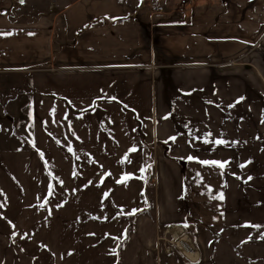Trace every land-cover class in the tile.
<instances>
[{
	"label": "crops",
	"instance_id": "1",
	"mask_svg": "<svg viewBox=\"0 0 264 264\" xmlns=\"http://www.w3.org/2000/svg\"><path fill=\"white\" fill-rule=\"evenodd\" d=\"M190 3L0 0L3 264H165L188 222L176 159L223 164L226 223L264 225V0Z\"/></svg>",
	"mask_w": 264,
	"mask_h": 264
},
{
	"label": "rangeland",
	"instance_id": "2",
	"mask_svg": "<svg viewBox=\"0 0 264 264\" xmlns=\"http://www.w3.org/2000/svg\"><path fill=\"white\" fill-rule=\"evenodd\" d=\"M74 0H24L21 5L24 15L34 13L53 14L61 13L63 8ZM126 8H132L136 13L149 14L150 8L146 0H118ZM173 4H177L173 2ZM173 5V6H174ZM191 5V3H190ZM20 6V7H21ZM189 6V11H190ZM189 13V12H188ZM176 14V15H173ZM172 15L170 18H179L181 15L174 11H166L163 16ZM176 20V19H175ZM19 90L17 87L11 90L8 96L2 95V101L15 97ZM24 104L20 102L13 107L17 118L25 122ZM24 123L19 120L14 124L15 128H21ZM161 149L157 143L154 147ZM155 159H146V167L149 171ZM185 171V192L187 202L188 222L184 227V237L195 245L201 253L199 262L188 260L179 250L176 242L181 235V227L171 228L172 234H168L163 244V260L165 264H264V225H231L227 224L223 216L224 203V167L220 163H202L198 159H176ZM148 178V176H147ZM223 196V199L219 197ZM151 211V207H147ZM136 216V215H135ZM134 215L128 218H135ZM176 229V230H175ZM169 230V231H171ZM181 241L178 242L180 246ZM181 247V246H180ZM4 242L0 241V264L4 263ZM182 250V247H181ZM183 251V250H182ZM195 254L197 252L194 250ZM189 256V255H188Z\"/></svg>",
	"mask_w": 264,
	"mask_h": 264
},
{
	"label": "built area",
	"instance_id": "3",
	"mask_svg": "<svg viewBox=\"0 0 264 264\" xmlns=\"http://www.w3.org/2000/svg\"><path fill=\"white\" fill-rule=\"evenodd\" d=\"M146 2H147L148 6L151 10L150 13L154 16H157V17L163 16L167 10L168 11H174L176 13H179V15H181V16H185L188 14V12H189L188 7L190 6V0H146ZM173 2H176L177 4L174 5ZM169 234L172 235L173 237H175L172 234V231H169ZM181 238H182V236H179L177 238V241L180 240ZM179 250L182 252L184 257H186L190 261H192V260L188 255H186V253L189 254L190 256H192L193 258H196L195 261H192L194 263L199 262L201 259L200 251L197 248H195V245L191 242L187 245V250L182 251L180 248H179ZM194 250L197 252L196 256L193 255ZM184 252H186V253H184Z\"/></svg>",
	"mask_w": 264,
	"mask_h": 264
},
{
	"label": "snow or ice",
	"instance_id": "4",
	"mask_svg": "<svg viewBox=\"0 0 264 264\" xmlns=\"http://www.w3.org/2000/svg\"><path fill=\"white\" fill-rule=\"evenodd\" d=\"M21 2H23V0H21ZM217 143H223V141H217ZM33 146H35V145H33ZM69 150L71 151V149H69ZM131 151H136V149L133 148V149H131ZM41 156H43V153H41ZM125 159L127 160V157H125ZM189 159H191V157ZM202 163L207 164V163H217V162L216 161H203ZM220 167H224V165L220 164ZM219 198L223 199L222 194H221V196Z\"/></svg>",
	"mask_w": 264,
	"mask_h": 264
},
{
	"label": "bare ground",
	"instance_id": "5",
	"mask_svg": "<svg viewBox=\"0 0 264 264\" xmlns=\"http://www.w3.org/2000/svg\"><path fill=\"white\" fill-rule=\"evenodd\" d=\"M153 16H154V15H153ZM178 237H179V235L177 236V238H178ZM177 238H176V239H177ZM182 239H183V237H182L180 240H178V242H179V241H181ZM178 242H176V243H177V245H178ZM178 247L181 249V247H180L179 245H178ZM193 255H196V254H195V253H193ZM189 257L191 258V260H192V261H195V260H196V258H193V257H192V256H190V255H189Z\"/></svg>",
	"mask_w": 264,
	"mask_h": 264
},
{
	"label": "water",
	"instance_id": "6",
	"mask_svg": "<svg viewBox=\"0 0 264 264\" xmlns=\"http://www.w3.org/2000/svg\"><path fill=\"white\" fill-rule=\"evenodd\" d=\"M17 1L21 2V0H17ZM23 1H24V0H23Z\"/></svg>",
	"mask_w": 264,
	"mask_h": 264
},
{
	"label": "trees",
	"instance_id": "7",
	"mask_svg": "<svg viewBox=\"0 0 264 264\" xmlns=\"http://www.w3.org/2000/svg\"><path fill=\"white\" fill-rule=\"evenodd\" d=\"M164 146V145H163ZM124 242V241H123Z\"/></svg>",
	"mask_w": 264,
	"mask_h": 264
}]
</instances>
